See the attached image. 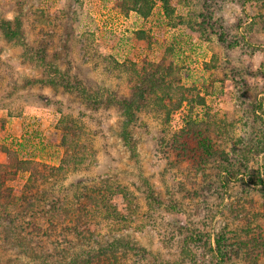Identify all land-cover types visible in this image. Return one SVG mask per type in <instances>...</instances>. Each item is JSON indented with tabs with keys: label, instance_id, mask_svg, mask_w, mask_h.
<instances>
[{
	"label": "rangeland",
	"instance_id": "1",
	"mask_svg": "<svg viewBox=\"0 0 264 264\" xmlns=\"http://www.w3.org/2000/svg\"><path fill=\"white\" fill-rule=\"evenodd\" d=\"M118 1L0 0V19L18 20L28 47L42 50L44 62L77 77L81 83L87 81V86L92 85L90 91L99 87L116 98H130L153 90L148 85L144 91L132 87L141 81L147 61L167 51L174 70L162 79L164 84L156 79L153 86L158 92L160 109L162 105L165 108L156 111L148 95L137 98L135 118L128 125L135 151L125 144L123 117L117 106L95 108L60 86L28 84L29 80L44 78V68L24 59L22 45L3 38H0L3 65L0 67V146L18 150L22 158L57 164L63 153L56 123L61 116H67L78 127L77 151L81 162L77 170L65 167L61 172L62 192L77 182L117 180L138 199L142 214L146 205L138 188L146 180L159 200L180 203L182 211L163 212L161 220L171 224L186 220L193 223L197 213L205 214L200 203L205 202L206 211L210 209L206 230L211 234L209 239L203 235L206 249L196 250L189 245L188 252L175 251V247L162 242L155 232L165 222L156 221L154 229L137 228L140 218L129 228V245L115 248V254L127 264H264V253L252 248L255 242L261 243L260 236L264 238V197L257 183L259 174L250 176L253 184L248 176L257 167L264 168V152L251 158L249 145H240L243 144L240 139L249 138L251 132L264 140V0L206 2L215 10L217 31L226 33L225 38L233 43L228 44L229 50L218 44L214 36L202 42L195 32L181 24L192 9L193 0H169L176 27L167 22L160 0L154 1L146 19L135 12L125 16L117 6ZM219 24L223 26L221 31ZM237 26L242 28L239 32L246 30L242 36ZM139 30L145 35L135 41L134 34ZM205 62L208 70L203 66ZM166 84L171 86V91L166 89ZM33 92L55 102L44 105V98L35 97ZM240 95H245L249 109L241 107ZM198 98H203V105L198 103ZM255 103L260 108L256 113L250 110ZM206 112L212 115L210 126L215 129L214 133L226 124L228 134L222 148L215 135L207 134L216 144L210 147V154L201 152L208 156L203 155L204 163L200 155L189 151L190 146L193 151L197 148L193 130L201 122L188 121H199ZM166 113L168 116L164 117ZM246 113L249 122H240ZM228 153L248 159L243 175H230L222 169L219 163ZM5 161L6 154L0 151V163ZM28 175V171H21L15 178L6 180L13 196L19 195ZM245 179L247 184L243 182ZM66 195L70 196V192ZM111 201L123 211L122 194L113 195ZM4 210L10 216H0V264H42L44 257H51L50 264L58 260L82 264L86 257L82 241L59 245L53 243L55 235L47 234L25 240L17 221L21 218H14L17 209L6 206ZM99 230L103 234L107 228ZM220 234L227 257L224 251L218 254L208 250L216 248L215 239ZM73 257L77 258L75 263L70 262Z\"/></svg>",
	"mask_w": 264,
	"mask_h": 264
},
{
	"label": "trees",
	"instance_id": "2",
	"mask_svg": "<svg viewBox=\"0 0 264 264\" xmlns=\"http://www.w3.org/2000/svg\"><path fill=\"white\" fill-rule=\"evenodd\" d=\"M154 1L155 0H119L117 6L125 16L129 15L131 12H135L138 16L146 19L151 13ZM208 1L209 0H193L191 2L193 3L192 9L190 7L191 10L188 12L185 19L182 18L181 24L192 32H195L202 42H208V40H210L209 36H214L218 44L221 43L226 50H229L228 48L231 47H228V44L233 45V43L228 41V37H226L227 39L225 38L226 33L217 31L215 10H212V5L206 4ZM160 2L165 15H167V22L170 26L176 27L177 23L173 22L170 15L173 9L170 6L169 0H160ZM193 8H196V10H193ZM20 26L18 20L10 21L7 19H0V38L11 43L13 42L14 44L22 45L24 49L22 56L24 59L32 65L44 68V78L32 79L27 83L47 84L52 87L60 86L63 90L77 95L85 105L89 104L95 108L108 104L117 106L123 117L121 122L122 135L126 141L125 144L128 149L135 151L134 143L131 141L130 133L128 132V125L135 118L134 109H137V98H145V96L148 95L151 97L156 111L165 108L162 105L160 109V99L159 96H157L158 92L155 91L153 86L154 80L156 79H160V82L164 84L162 79L165 80L174 70V64L169 59L167 51H164V53L159 52L154 59L147 61V67L144 68L145 72L143 76L141 75V81L134 84L132 87V89L139 88L144 91L148 85L153 90L149 92H139L130 98H116L114 95H111V93L102 91L99 87H97L96 90L90 91L89 88H92V85L87 86V81L81 83L77 77L59 71L51 63L44 62L42 50L28 47L23 38V32ZM218 28L221 31L223 26L219 24ZM236 28L239 36H242L246 31L239 32V30L242 29L240 26ZM248 32L252 34V30ZM134 35V40L139 41L142 40L141 36H144L145 32L139 30L135 32ZM242 39L244 40L245 37H242ZM203 66H207L206 70L209 69L208 62H205ZM0 67L3 68L1 63ZM179 86L181 89L183 85L181 84ZM165 87L169 91L172 89L171 86L167 84ZM183 90H185V88ZM29 94L31 93L29 92ZM32 95L44 98V105H50L52 101H54L51 98H45V95L39 92H33ZM165 95L168 94L165 93ZM243 97H245V95H240L239 99ZM197 101L199 104H204L203 98L201 100L198 98ZM178 104L180 105V100ZM249 105L250 103L243 98V102L241 103L243 110L249 109ZM259 109L256 103L250 108L251 112L255 111V113L256 110ZM167 113L164 117L168 116ZM204 115L205 116L199 121L191 119L188 121L201 122L200 125L195 126L193 130L196 135V141H198L197 148L193 151L191 146L189 147L188 145V147L191 153L196 152L200 155L202 159L201 162L206 163V160L203 159L205 153L202 154L201 152L205 151L210 154V147L216 144V142H211L208 139L209 136L207 134L215 135L220 148H222L221 145L224 137L228 134V129L226 124L222 125L221 128H216L217 134H215V129H212L210 126L212 125L210 122H213L211 120L212 115L207 112ZM71 122L73 121L67 116H61L56 123V128L61 132L59 146L63 153L57 164L46 163L32 157L22 158L19 157L18 150L0 146V151L6 154V161L2 164L0 163V216H10V212L4 210L6 206H11V208L14 209L16 208L17 211L14 214V218H21L17 221L19 222V231L24 233L23 237L25 240H35L41 235L44 237L45 235L43 234H47L51 236L55 235L56 237L53 243L59 245L66 243L65 246H69L72 245L73 240L77 242L82 241L86 248V250L83 248V252L84 254L86 253V257L88 255L87 259L85 257V259L82 260V264H127L124 258L122 261L120 255L115 254V248L118 245H129L128 232L132 224L141 218L139 225L136 226L137 228L147 226L154 229V223L156 221L165 222L164 219L161 220L164 211L169 214L174 211H182L181 205L178 201H173L171 199L168 201L159 200L153 186L148 185L146 180H142V184L138 188L146 205L142 214L140 213L138 199L132 195V192L128 190L126 185L121 184L117 180H111V183L108 182L109 179L104 178L99 182H90L89 184L77 182L69 186V191L65 189V192H62L59 184L61 172L65 170V167H71L77 170L81 162L80 153L77 151L79 137L76 135L79 133L76 130L78 127L72 125ZM240 122H249L248 113L241 116ZM70 123L71 126H69ZM240 140L241 143H243L240 145H249L248 152H250L251 158L258 153L264 152V140H262L257 133L253 134V132H251L249 138H242ZM207 157L208 156L205 155V158ZM223 157H225V160H221L219 164L223 166L222 169L227 171L230 175L240 176L244 174L242 171L246 172L247 168L245 162L248 160L246 157L242 156L238 158L237 156H229V153L224 154ZM256 169L257 170H253L250 174L248 173V176L253 178V175L259 174L258 180L260 182L258 181L257 183L261 185V194L264 197V168L260 169L257 167ZM249 170L250 168L248 171ZM21 171H28L29 175L19 195L13 196L12 189L8 187L5 182L8 179L15 178ZM243 182L247 184L246 179ZM250 183L253 184L255 182L251 179ZM68 192H70V196L66 195ZM118 193L122 194L125 203L123 211L118 210L111 201L112 196ZM200 203L203 204L201 212H205L203 216H199L200 212L199 214L197 213V218L193 220V223L188 220L184 222L177 221L176 224H171L170 221H168L169 223L165 222V225L160 230H155L159 235V239L175 247V251L182 249L188 252L190 249L189 245H193L196 250L204 249L205 244L203 235H207V239H209V237L211 238L210 232L206 230V225H208V221H210V209L207 208L206 211V207L204 206L205 202ZM103 227H106L107 231L101 234L99 229ZM38 232H41V234H37ZM13 234L15 233L13 232ZM222 237V234L216 236V248H214V250L208 248V250L218 254H222L224 251L225 257H227V251L223 248L226 247V245L223 243L221 244ZM260 239L261 243L255 242L252 248L256 252L259 251V253H264V238L260 236ZM65 250L66 248L60 252ZM61 255L63 257L66 256L64 253H61ZM103 257H106L105 261H103ZM42 260V264H50V260L52 259L51 257H44ZM76 261L77 258L74 257L70 260L72 263ZM55 264H65V262L63 260H58Z\"/></svg>",
	"mask_w": 264,
	"mask_h": 264
},
{
	"label": "crops",
	"instance_id": "3",
	"mask_svg": "<svg viewBox=\"0 0 264 264\" xmlns=\"http://www.w3.org/2000/svg\"><path fill=\"white\" fill-rule=\"evenodd\" d=\"M14 123V122H13Z\"/></svg>",
	"mask_w": 264,
	"mask_h": 264
}]
</instances>
